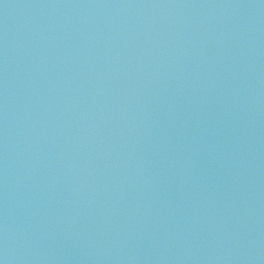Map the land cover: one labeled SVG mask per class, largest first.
Listing matches in <instances>:
<instances>
[{
  "label": "water",
  "instance_id": "obj_1",
  "mask_svg": "<svg viewBox=\"0 0 264 264\" xmlns=\"http://www.w3.org/2000/svg\"><path fill=\"white\" fill-rule=\"evenodd\" d=\"M0 264H264V0H0Z\"/></svg>",
  "mask_w": 264,
  "mask_h": 264
}]
</instances>
